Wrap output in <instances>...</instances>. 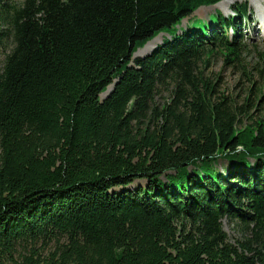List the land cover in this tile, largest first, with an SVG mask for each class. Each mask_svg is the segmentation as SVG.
Segmentation results:
<instances>
[{
	"label": "trees",
	"instance_id": "16d2710c",
	"mask_svg": "<svg viewBox=\"0 0 264 264\" xmlns=\"http://www.w3.org/2000/svg\"><path fill=\"white\" fill-rule=\"evenodd\" d=\"M222 1L0 0V264H264V52L236 108L205 69L246 67L247 3L191 19Z\"/></svg>",
	"mask_w": 264,
	"mask_h": 264
},
{
	"label": "rangeland",
	"instance_id": "374dc122",
	"mask_svg": "<svg viewBox=\"0 0 264 264\" xmlns=\"http://www.w3.org/2000/svg\"><path fill=\"white\" fill-rule=\"evenodd\" d=\"M13 3L21 4L24 0H10ZM230 5L224 4L223 1L218 6L214 7H203L197 13H195L191 19L198 18L199 21H209L213 18L216 12L222 13L224 16L228 17L235 15L232 8L236 5H242L247 3L248 9L251 12V19L247 22V30H243L245 34L244 44L246 48L242 54V62L246 66L244 68L238 66V64H227L226 57L220 53H215L212 56L210 65L206 67V75L216 84L217 97L229 98L234 101L235 107H241L244 105V100L251 95L255 98L257 89H259L263 84L259 73L255 70H251L258 60L260 55L264 52V0H230ZM189 19L183 21L181 28H187L189 24ZM180 30V29H179ZM231 37V32L229 33ZM164 35H159L157 38L146 44V46L139 50V56H146L153 52L157 46L162 44ZM137 57V56H135ZM134 57V58H135ZM5 60L4 53H0V72L3 68ZM249 66V67H247ZM157 98L159 104L170 99V94L167 92H161ZM106 94L101 96L102 99L105 98ZM255 96V97H254ZM251 112L256 119H264V109H253ZM243 126L248 124L247 120H244ZM243 128V127H241ZM226 162L220 161L219 169L224 170ZM225 231L227 232L231 242H236L241 239V235L234 226H232L228 220L223 222ZM33 253V252H32ZM35 259L43 261L50 257L51 247L42 248L40 245L35 250ZM30 255V252H25L24 255L17 253L15 260L16 264H22L24 262V256Z\"/></svg>",
	"mask_w": 264,
	"mask_h": 264
},
{
	"label": "water",
	"instance_id": "95a60500",
	"mask_svg": "<svg viewBox=\"0 0 264 264\" xmlns=\"http://www.w3.org/2000/svg\"><path fill=\"white\" fill-rule=\"evenodd\" d=\"M138 54H139V51H138L137 53H135V55H134L133 57H135V56L139 57ZM113 89H114V86L110 87V88L108 89V91L106 92V95H109L110 92H111Z\"/></svg>",
	"mask_w": 264,
	"mask_h": 264
},
{
	"label": "bare ground",
	"instance_id": "6f19581e",
	"mask_svg": "<svg viewBox=\"0 0 264 264\" xmlns=\"http://www.w3.org/2000/svg\"><path fill=\"white\" fill-rule=\"evenodd\" d=\"M256 1H257V0H256ZM260 1H263V0H259V2H260ZM230 2H231L230 0H224V1H223V3H224V4H227V6L230 5V4H229ZM221 3H222V2H221ZM221 3H219V4H221ZM219 4H218V5H219ZM218 5H216V6H218Z\"/></svg>",
	"mask_w": 264,
	"mask_h": 264
}]
</instances>
